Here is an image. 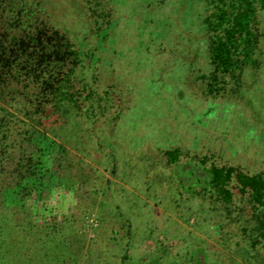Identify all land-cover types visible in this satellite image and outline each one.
I'll list each match as a JSON object with an SVG mask.
<instances>
[{
    "label": "rangeland",
    "instance_id": "374dc122",
    "mask_svg": "<svg viewBox=\"0 0 264 264\" xmlns=\"http://www.w3.org/2000/svg\"><path fill=\"white\" fill-rule=\"evenodd\" d=\"M24 1L41 4L81 51H93L111 96L108 110L94 103L92 122L79 118L66 141L65 170L76 183L66 256L52 259L50 239L31 238L29 263L120 264L127 253L125 264H206L207 256L260 264L238 224L188 198L178 185L187 173L161 150L179 146L264 173V59L245 68L236 92L229 79V92L207 95L197 78L209 68L201 0Z\"/></svg>",
    "mask_w": 264,
    "mask_h": 264
},
{
    "label": "trees",
    "instance_id": "16d2710c",
    "mask_svg": "<svg viewBox=\"0 0 264 264\" xmlns=\"http://www.w3.org/2000/svg\"><path fill=\"white\" fill-rule=\"evenodd\" d=\"M201 2L209 68L197 78L207 95L229 92V79L236 92L245 68L264 59V0ZM102 29L98 25L95 32ZM93 56L56 27L41 4L0 0V264H30L31 238H44L43 244L50 239L52 259L66 256L63 228L74 223L76 197V183L65 170L66 141L74 138L79 118L92 122L94 103L104 114L111 100ZM161 153L169 166L187 173L191 181L178 185L188 198L207 200L222 221L238 224L264 264V173L219 165L179 146ZM61 198L65 208L59 211L54 203ZM126 259L127 253L120 264ZM217 261L207 256L206 264Z\"/></svg>",
    "mask_w": 264,
    "mask_h": 264
}]
</instances>
